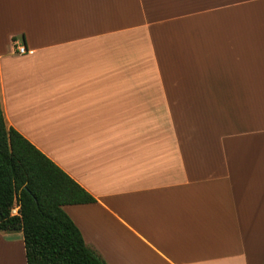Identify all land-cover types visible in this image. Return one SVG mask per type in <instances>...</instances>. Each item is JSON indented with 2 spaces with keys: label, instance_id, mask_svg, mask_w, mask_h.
<instances>
[{
  "label": "crops",
  "instance_id": "0c3cea01",
  "mask_svg": "<svg viewBox=\"0 0 264 264\" xmlns=\"http://www.w3.org/2000/svg\"><path fill=\"white\" fill-rule=\"evenodd\" d=\"M0 96L107 264H264V0H0Z\"/></svg>",
  "mask_w": 264,
  "mask_h": 264
},
{
  "label": "trees",
  "instance_id": "16d2710c",
  "mask_svg": "<svg viewBox=\"0 0 264 264\" xmlns=\"http://www.w3.org/2000/svg\"><path fill=\"white\" fill-rule=\"evenodd\" d=\"M95 202L34 144L7 126L0 96V232H23L27 264H107L86 245L64 210ZM16 207L18 215L13 214Z\"/></svg>",
  "mask_w": 264,
  "mask_h": 264
},
{
  "label": "built area",
  "instance_id": "2783aa9c",
  "mask_svg": "<svg viewBox=\"0 0 264 264\" xmlns=\"http://www.w3.org/2000/svg\"><path fill=\"white\" fill-rule=\"evenodd\" d=\"M17 51L20 55H26L29 53L25 46L17 47ZM13 214L18 215V207L13 210Z\"/></svg>",
  "mask_w": 264,
  "mask_h": 264
}]
</instances>
